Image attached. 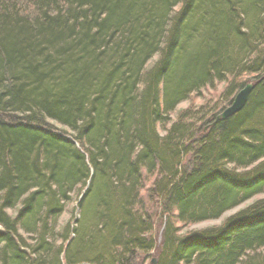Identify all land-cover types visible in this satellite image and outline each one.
<instances>
[{
	"label": "trees",
	"instance_id": "16d2710c",
	"mask_svg": "<svg viewBox=\"0 0 264 264\" xmlns=\"http://www.w3.org/2000/svg\"><path fill=\"white\" fill-rule=\"evenodd\" d=\"M243 74L238 113L171 121L217 80L231 104ZM261 162L264 0H0V264H240L264 247V200L158 248L145 198L171 228L217 219L264 193ZM78 188L80 219L57 232Z\"/></svg>",
	"mask_w": 264,
	"mask_h": 264
},
{
	"label": "rangeland",
	"instance_id": "374dc122",
	"mask_svg": "<svg viewBox=\"0 0 264 264\" xmlns=\"http://www.w3.org/2000/svg\"><path fill=\"white\" fill-rule=\"evenodd\" d=\"M157 58H158V55L154 56L149 64L150 65L153 64L157 60ZM243 81L245 83H249V82L254 83L253 79H251L248 75H244V74L243 76L238 77L236 81L234 82L241 83ZM232 82L233 80L231 82L230 80L224 81V82L217 80L214 82L213 86H206L199 92L192 93L188 99L181 101L176 106L175 110L170 113L171 121H175L183 110H186L189 108H197L201 105H205V106L209 105L211 106V108L216 107L218 109H220L221 107H224V109L227 108L230 105V103L225 104L226 97L229 95L228 92L233 85ZM237 92L238 90L233 94L231 98L235 97ZM223 110H221L220 113ZM52 123L56 125L57 129H66L54 121ZM169 125L170 123L167 126ZM163 129H164L163 126L159 127V132L162 135L164 134ZM263 164L264 162H261L259 165L261 166ZM259 165L257 163L247 169H240L237 171L241 173V172L249 171L250 169L256 170L257 169L256 166H259ZM229 167H231L234 170V167L232 165H230ZM151 183L152 182H150L149 185H151ZM84 192L85 190L83 188H78L76 189V191H73L71 193L70 201L65 203L64 211L58 217L57 225H56L57 232H59V230H62L64 225H66L67 223H70L72 227L77 224V221L80 219V213H81V209L78 207V203L82 195L84 194ZM262 200H264V193L257 194L254 197L239 204L238 206L226 211L225 213H223L221 217L217 219H210V220H205L201 222L187 223V224L177 223L175 226H173V228H171L169 226V219L166 216L167 214L165 215L162 212L163 206H161L160 202L155 197L151 198L150 195H148L145 198V204H146V209L144 210L145 213L147 212L149 215H152V213L154 214L158 208L161 209V212L159 214H156L155 217L153 216L154 217V223L152 226L153 228L151 229L150 232L146 234V238L148 239L149 243L153 245V243L155 242L157 247L160 248L165 232H166L165 237L167 236L169 240V236H171V233L172 232L174 233L176 229H179L177 232L178 236H185V235H189V234L196 233V232H203V231L210 230L213 228H218L222 226L226 222V220H228L231 216H234L241 211L249 209L255 204H258L259 202H261ZM9 212L12 214L14 213L13 210H10ZM24 235L26 237L27 243L32 244V245L35 243L34 235L26 234V232L24 233ZM165 249H166V246H165ZM152 254L154 255L153 258H155L157 261L158 252H152ZM139 255H140V258L143 259L141 263L143 264L150 263L149 260H147V257H149L148 255L150 254L142 253ZM263 255H264V247L261 250H258L256 252H249L246 255V257L243 258L240 264H250L254 262H259L261 261ZM153 258H151V262Z\"/></svg>",
	"mask_w": 264,
	"mask_h": 264
},
{
	"label": "water",
	"instance_id": "95a60500",
	"mask_svg": "<svg viewBox=\"0 0 264 264\" xmlns=\"http://www.w3.org/2000/svg\"><path fill=\"white\" fill-rule=\"evenodd\" d=\"M253 87V82L246 83L245 86L237 92L231 104L218 115L217 119H227L241 111L247 103V100L253 90ZM156 262V259L153 258L152 263L157 264Z\"/></svg>",
	"mask_w": 264,
	"mask_h": 264
}]
</instances>
